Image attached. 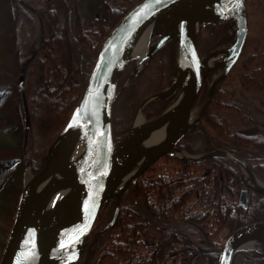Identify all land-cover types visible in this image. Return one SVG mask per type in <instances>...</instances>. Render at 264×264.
<instances>
[{"label":"trees","instance_id":"obj_1","mask_svg":"<svg viewBox=\"0 0 264 264\" xmlns=\"http://www.w3.org/2000/svg\"><path fill=\"white\" fill-rule=\"evenodd\" d=\"M22 1L39 16L41 35L36 43L34 17L25 7L2 0L0 17L11 33L8 40L14 60L11 80L0 81L4 237L13 221L25 171L28 168L35 174L44 164L48 148L77 103L101 42L138 0H123L121 12L107 9L102 0ZM245 10L248 34L241 53L216 85L201 122L190 127L177 146L191 155L213 147L232 153L264 183V134L260 132L264 127V0H245ZM232 37L227 22L203 25L197 32L199 53L228 44ZM176 49L177 40H169L119 91L111 115L114 141L129 129L134 111L148 95V74L154 69L158 74L161 84L156 92L171 83ZM27 56L31 58L26 61L22 97L17 93L18 77L21 58ZM134 62L121 73L117 89L130 76ZM207 85L205 79L194 106L203 102ZM175 95L148 102L143 108L145 118L157 116ZM23 101L29 116L27 129ZM42 106L54 109L52 118L44 122L38 111ZM242 186L238 166L229 159L212 157L189 163L162 156L130 183L126 195H121L113 225L96 235L110 221L115 199L103 204L91 230L85 264H216L218 250L235 229L264 221V195L249 191L247 207L242 208L238 204ZM239 254L247 264H257L256 259L262 257L253 249Z\"/></svg>","mask_w":264,"mask_h":264},{"label":"water","instance_id":"obj_2","mask_svg":"<svg viewBox=\"0 0 264 264\" xmlns=\"http://www.w3.org/2000/svg\"><path fill=\"white\" fill-rule=\"evenodd\" d=\"M11 1L22 4L20 0ZM28 12L32 14V10L28 9ZM215 22H228L233 30V38L220 54L222 59L216 60L208 71L198 65L197 59L201 56L196 36L200 26ZM149 26L152 29L151 37H158L145 55L136 56L133 54L135 45ZM246 36L244 0H138L131 6L103 39L77 103L67 123L48 148L43 166L25 180L0 264H76L78 261L84 264L90 233L102 205L115 198L112 218L96 235L113 225L120 195L128 185L162 156L189 163L212 157L229 159L237 164L244 183L239 194V205L246 207L247 189L264 194V185L246 163L232 153L212 148L208 153L191 155L176 146L190 127L201 122V115L216 85L236 62ZM173 37L178 45L171 85L146 97L136 110V113L139 110L142 113L148 102L167 98L178 90L173 101L160 114L145 121L147 126L142 132L149 133L160 128L163 136L156 150L143 163L127 172L125 169L131 156H125V145L142 132L135 135L132 121L126 133L116 141L112 139L111 111L119 92L118 79L131 60H137L136 67L131 70L132 76ZM217 51L213 50L202 58L212 56ZM28 59L22 63L19 71L18 92L21 94ZM220 68H223V73L210 84L198 115L176 134L183 118L193 110L204 79ZM130 77L120 90L127 85ZM23 103L27 126L28 112ZM78 147L82 148V152L75 157L73 152ZM173 149L177 152H173ZM149 150H142V153ZM119 160H124L122 165L118 164ZM122 176L125 177L121 186L116 192L113 191ZM65 189L67 194L56 204L60 192ZM42 239L47 240L40 241ZM257 245L264 246V221L235 229L222 243L216 264H231L238 251Z\"/></svg>","mask_w":264,"mask_h":264},{"label":"bare ground","instance_id":"obj_3","mask_svg":"<svg viewBox=\"0 0 264 264\" xmlns=\"http://www.w3.org/2000/svg\"><path fill=\"white\" fill-rule=\"evenodd\" d=\"M22 1V0H20ZM14 3V2H12ZM16 4V3H14ZM18 4V3H17ZM19 5H22L23 7H25V9L28 11V8L29 6L28 5H25V3L22 1V4H19ZM25 5V6H24ZM244 6H245V0H244ZM31 14V13H30ZM32 16L35 17L36 21H37V26L38 29L36 28V37H35V42L37 43L38 41V37L41 35V21H40V18L38 15H33V12L31 14ZM123 15V14H122ZM121 18V17H120ZM119 18V19H120ZM119 19L116 21V23L119 21ZM115 23V24H116ZM114 24V25H115ZM113 25V26H114ZM112 26V27H113ZM111 30V29H110ZM151 27H147L145 29V31L143 32L142 36L139 38L138 42L136 43L135 45V48L133 50V54L136 55V56H139V57H142L143 55H145L148 51H149V46L150 44L148 43V41L150 40V37H151ZM171 39H176V38H171ZM170 39V40H171ZM246 40V39H245ZM168 42V41H167ZM166 42V43H167ZM102 43V42H101ZM165 43V44H166ZM164 44V45H165ZM101 45V44H100ZM163 45V46H164ZM162 46V47H163ZM161 47V48H162ZM100 48V46H99ZM160 48V49H161ZM225 49V48H224ZM99 50V49H98ZM223 49H220L217 51V53L213 54L212 56H209V57H205V58H198L197 61H198V65H200L201 67H205V69H207L208 71H210L213 66H214V63L216 62L214 60V58L220 56V54H223ZM241 53V52H240ZM240 55V54H239ZM27 58H31L29 56L25 57V59ZM238 59V58H237ZM21 62L24 61V57L21 58ZM175 60H176V57H175ZM95 61V60H94ZM237 61V60H236ZM137 62V60H136ZM136 62H134V64L132 65L131 67V70L132 68L136 67ZM130 63V62H129ZM128 63V64H129ZM175 63V62H174ZM22 64V63H21ZM127 64V65H128ZM126 65V66H127ZM234 65V64H233ZM232 65V66H233ZM143 66H141L138 70V72L142 69ZM126 68V67H125ZM124 68V69H125ZM231 69V68H230ZM91 71V70H90ZM178 69H177V73H178ZM123 72V71H122ZM131 72V71H130ZM90 74V72H89ZM89 74H88V77H89ZM121 75V74H120ZM87 77V78H88ZM127 80V79H126ZM184 81V80H183ZM86 83V82H85ZM85 85V84H84ZM17 93L20 94L22 97H24V83H23V94L19 93L18 92V86H17ZM203 103V102H202ZM114 104V103H113ZM113 107V105H112ZM111 115H112V111H111ZM195 118V114H194V111L192 110L189 114H187L181 124L179 125L178 129L176 130V134L180 133L193 119ZM111 120H112V116H111ZM132 128L133 130L135 131V135L138 136V133H141L145 127L147 126L146 122L144 121V117H143V114L141 113V111L139 110L136 115H135V118L133 120V123H132ZM163 136V133H162V129L158 128V129H155V130H151L149 133L147 132H142L137 138L133 139L132 141L128 142L126 145H125V156H127L128 158L130 157L129 159V164L127 166V168L125 169L127 172L134 169L137 165H140L141 163H143L147 157L153 152L156 150V148L158 147V141L162 138ZM121 137V136H120ZM143 137V139L141 140V138ZM148 150V149H151L147 152H145L144 154L142 153V150ZM82 152V148H75L74 152H73V155L76 157L78 156L80 153ZM173 152H177L175 149H173ZM175 154H179V153H175ZM124 162L119 160L118 161V164L119 165H122V163ZM254 175V174H253ZM255 176V175H254ZM125 176H122V178L120 179L119 183L115 186V189H113V191L116 192V190L121 186V183L123 181ZM256 177V176H255ZM250 180V179H249ZM251 181V180H250ZM61 195L58 197V199L55 201L56 204H58L62 199L63 197L67 194V190H63L60 192ZM239 204V203H238ZM248 204V202H247ZM240 206V205H239ZM247 207V205H246ZM245 207V208H246ZM243 208V207H242ZM16 211V210H15ZM15 215V213H14ZM14 219V218H13ZM257 222V221H256ZM47 239H42L40 241H45ZM225 241V240H224ZM223 241V242H224ZM249 245V244H247ZM5 247V245H4ZM4 249V248H3ZM255 250V251H258V249L255 247V248H250V249H247V250ZM219 251V250H218ZM246 251V250H244ZM240 252V251H239ZM239 257V256H238ZM240 258V257H239Z\"/></svg>","mask_w":264,"mask_h":264},{"label":"rangeland","instance_id":"obj_4","mask_svg":"<svg viewBox=\"0 0 264 264\" xmlns=\"http://www.w3.org/2000/svg\"><path fill=\"white\" fill-rule=\"evenodd\" d=\"M124 1H126L127 2V0H124ZM118 2H119V0H111V3L110 2H108V6H107V8L109 9V10H112L113 8H116L117 6H119V5H117L118 4ZM135 4V3H134ZM107 5V4H106ZM106 5H105V7H106ZM133 6V5H132ZM2 9H3V2H2V0H0V13L2 12ZM127 11V10H126ZM34 17V16H33ZM34 22H35V25L37 26V21H36V19H35V17H34ZM0 31H1V33H0V81H2V82H9L10 80H11V76H12V72H13V62H14V60H13V56H12V53H11V44L9 43V40H8V38H9V36H10V31L8 30V26H7V23L0 17ZM37 29H38V27H36ZM35 28V29H36ZM233 33V32H232ZM35 37H36V35H35ZM157 37L158 36H152L151 37V39L148 41V43L151 45L156 39H157ZM226 46L225 45H221V46H219V47H216L215 48V50H220V49H224ZM208 54V53H207ZM206 54H204V55H200L201 57H203V56H205ZM222 59V56H219V57H217L216 59H215V61L216 60H221ZM25 57H24V61L23 62H25ZM22 62V63H23ZM21 68V67H20ZM173 71V70H172ZM172 71H171V76H172ZM223 72H222V68L221 69H219V70H217L216 71V74H214L211 78H209L208 79V89H209V87H210V84L213 82V80H216L221 74H222ZM133 75H135V74H133ZM132 75V76H133ZM130 76H131V73H130ZM129 76V77H130ZM132 76L130 77V80H131V78H132ZM148 76H149V78L146 80V82H145V89L148 91V95L146 96V97H148V96H152V95H154V94H156V93H158V92H160V91H162V90H160V91H158V92H156L154 89L158 86H160V84H161V81H159V80H157V78H158V74H157V72H156V70L154 69L153 71H151L149 74H148ZM128 77V78H129ZM127 78V79H128ZM130 80H129V82H130ZM128 82V83H129ZM127 83V84H128ZM171 83H172V79H171ZM171 83L170 84H166V86H165V88H167L169 85H171ZM159 84V85H158ZM165 88H163V90L165 89ZM208 89H207V91H208ZM145 97V98H146ZM144 98V99H145ZM175 98V97H174ZM143 99V100H144ZM56 103H59V100L57 101H55ZM24 104V103H23ZM199 109H200V106L198 105V106H195L194 108H193V111H194V114H195V117L198 115V112H199ZM137 110V109H136ZM136 110L134 111V114H133V118H134V116H135V113H136ZM40 113H41V120L44 122L45 120H49V119H51L52 118V116H53V114H54V109H52L51 107H48V106H42V107H40V109L38 110ZM113 111H114V114L116 115V116H118V112H119V106L118 105H115V107L113 108ZM142 114H143V117H144V121H146V120H149V119H146L145 118V116H144V113H143V110H142ZM24 118H25V114H24ZM28 118H29V116H28ZM119 118V117H118ZM133 118H132V121H133ZM131 121V122H132ZM26 126V125H25ZM29 126V121H28V125L26 126V129H27V127ZM131 126V125H130ZM56 139V138H55ZM54 142V141H53ZM52 142V143H53ZM31 175V173H30V171H29V169L27 168V170L25 171V180L29 177ZM106 203V202H105ZM104 203V204H105ZM14 218V217H13ZM12 223H13V221H12ZM12 223H11V225H10V227H9V231H10V228H11V226H12ZM1 225H3V223L0 221V238H3L4 237V235H3V226L1 227ZM9 231H8V233H7V236H5L4 237V240H5V243H6V240H7V237H8V234H9ZM1 254H2V252H1ZM1 254H0V257H1ZM80 264H81V261H80ZM236 264H237V260H236Z\"/></svg>","mask_w":264,"mask_h":264},{"label":"flooded vegetation","instance_id":"obj_5","mask_svg":"<svg viewBox=\"0 0 264 264\" xmlns=\"http://www.w3.org/2000/svg\"><path fill=\"white\" fill-rule=\"evenodd\" d=\"M102 1H103L104 5L107 4L106 5V8L108 6V2L111 3V0H102ZM117 5H119V6H117L116 8H113L112 10L113 11H116V12H121L122 11V8H123V0H119V2H118ZM247 34H248V32H247ZM260 130H261L260 132H263L262 134H264V127H262ZM123 194H124V196L126 195V190L122 193V195ZM247 197H249V191H248ZM120 198H121V196H120ZM119 203H120V199H119ZM258 251L260 253H262V257L259 258V259H256L255 258L256 259V262H257V264H264V248H260V249H258ZM239 257H237V259H236L237 260V264H247V262L243 259V256L242 255H239ZM236 260H235V262H233V264H236ZM250 264H252V263H250Z\"/></svg>","mask_w":264,"mask_h":264},{"label":"snow or ice","instance_id":"obj_6","mask_svg":"<svg viewBox=\"0 0 264 264\" xmlns=\"http://www.w3.org/2000/svg\"><path fill=\"white\" fill-rule=\"evenodd\" d=\"M77 115H79V114H77Z\"/></svg>","mask_w":264,"mask_h":264}]
</instances>
